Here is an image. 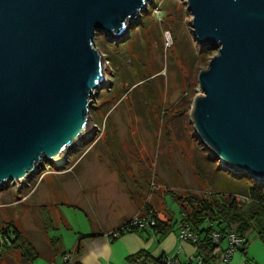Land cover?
<instances>
[{"label": "water", "instance_id": "water-1", "mask_svg": "<svg viewBox=\"0 0 264 264\" xmlns=\"http://www.w3.org/2000/svg\"><path fill=\"white\" fill-rule=\"evenodd\" d=\"M151 1L0 0V186L32 177L43 159L62 166L61 151L80 145L106 80L94 35L118 42ZM186 3L196 42L218 48L198 75L192 124L210 157L262 184L264 0Z\"/></svg>", "mask_w": 264, "mask_h": 264}, {"label": "rangeland", "instance_id": "rangeland-1", "mask_svg": "<svg viewBox=\"0 0 264 264\" xmlns=\"http://www.w3.org/2000/svg\"><path fill=\"white\" fill-rule=\"evenodd\" d=\"M146 7L137 20L129 21L125 37L118 42H108L101 32L94 35L106 80L90 98L91 124L74 140L80 145L61 151L63 158L68 152L62 166L55 167L62 160L49 166L43 159L45 168L39 166L32 177L0 186V237L5 236L6 243L0 246V259L4 264L25 262V256L41 250L39 244L53 251L47 235L58 240L57 249L66 251L69 241L78 237L73 229L80 230L92 219L115 217L107 207L93 205L90 194L84 196V206L78 200L73 203L82 189L81 180L75 178L81 171L86 174L82 187L106 184L134 193L139 190L136 195L148 197L134 217L148 211L146 206L163 215L157 200L165 194L181 199L189 193L209 197L228 193L227 183L238 182L237 177L224 175L227 169L219 160L209 159V149L190 116L194 100L202 95L198 75L218 48L211 47L207 58L198 57L203 48L192 33L186 0H152ZM143 78L146 82L139 83ZM97 156L100 160H93ZM225 179L226 186H220ZM165 197L170 216L179 220L178 203L171 195Z\"/></svg>", "mask_w": 264, "mask_h": 264}, {"label": "crops", "instance_id": "crops-1", "mask_svg": "<svg viewBox=\"0 0 264 264\" xmlns=\"http://www.w3.org/2000/svg\"><path fill=\"white\" fill-rule=\"evenodd\" d=\"M98 157L93 160L99 161ZM84 170L90 171V169ZM102 175L104 176L105 174ZM106 176L110 177V174L106 172ZM75 178L81 180L80 185L82 189L79 191L80 196L73 203H76L78 200L77 203L80 206H84L82 200L90 194V197L93 196L94 198H91L94 202L93 205H99L101 206L100 208L107 207L112 212L111 215L114 214L115 217L110 220L92 219L85 226L81 227L80 230L76 231L73 229L72 232L78 237L72 238L69 241L68 245L70 247L66 251L59 248L54 253L45 244H39L38 248H41V250H38V258L29 264H60L62 260L61 256L64 254L70 257L69 264H133L129 261V257L141 251L149 253L152 261L160 259L162 262L164 257H176L179 261L178 264H197L196 257L199 254L196 252V249L192 244L182 242L178 238L176 224L182 220V216L179 220L172 219L164 201L165 195L157 200L160 201L158 205L163 208L162 212L165 213L159 215L161 212L155 211L156 217L160 221L168 222L170 225L165 233L150 235L147 232L136 230L121 234L115 239H110L107 234L118 228L123 222L137 215L147 204L148 197L136 195L139 190H136L134 193L132 190L128 191V188L122 187L121 190L118 187L106 184L105 186L94 188L82 187L83 178H86V174L83 171L76 174ZM144 193L142 192V195L146 194ZM105 198H107V202L103 201ZM68 224L66 223V225ZM206 225L207 223L203 226L205 227ZM203 235L199 236L203 238ZM47 236V239H50L49 235ZM243 237L247 243L246 246L233 255L229 264H264V243L257 235L256 230L252 228ZM223 246L216 247L214 251L216 261L214 264H219V256ZM55 247L57 248V246ZM2 260L0 259V264H4ZM20 264L27 263L20 262ZM148 264H153V262H149Z\"/></svg>", "mask_w": 264, "mask_h": 264}, {"label": "trees", "instance_id": "trees-1", "mask_svg": "<svg viewBox=\"0 0 264 264\" xmlns=\"http://www.w3.org/2000/svg\"><path fill=\"white\" fill-rule=\"evenodd\" d=\"M210 51L211 47L203 48L198 57L207 58L210 55ZM145 80L143 78L139 83ZM193 92L194 90H191V94L189 95L190 100L194 96ZM218 168L220 169V166ZM224 172V175L229 174V177L238 178V182L232 181L231 183H227L225 179L221 182L222 184H219L220 186H226V183L230 185L228 193H211L209 197L205 193H202L200 197H195L189 193L183 199L172 194H165V196L171 195L178 203L182 220L187 222L197 235L198 242L190 244L202 257L201 264H214L216 261L214 253L216 247L209 239V232L211 230H217L221 233L234 230L239 236L243 237L254 228L264 243V183H254L250 177L244 174H233L227 170H224ZM195 174L199 175L198 172H195ZM145 208L148 210L150 207L146 206ZM205 223H207V227L203 226ZM169 227L168 222H162L156 217V233L163 234ZM201 234H204L203 238L199 236ZM7 240L9 242L14 241L10 237H7ZM49 243L53 246V252L55 253L57 250L55 246L58 240L50 238ZM246 244L245 242L244 246ZM36 258H38V253L34 252L25 256L24 261L29 264ZM129 261L133 264H148L149 262L162 264L160 259L152 261L149 253L144 251L129 257Z\"/></svg>", "mask_w": 264, "mask_h": 264}, {"label": "built area", "instance_id": "built-area-1", "mask_svg": "<svg viewBox=\"0 0 264 264\" xmlns=\"http://www.w3.org/2000/svg\"><path fill=\"white\" fill-rule=\"evenodd\" d=\"M156 213L148 209L145 213L133 217L123 222L118 228L111 231L108 235L110 239H115L121 234L133 232L136 230L147 232L150 235L156 234ZM176 230L178 232V238L182 242L196 243L198 242L197 235L193 232L190 225L184 220L176 224ZM0 246H4L5 237L1 235ZM209 239L215 247H220L222 244V251L219 256V264H229L235 252L242 249L245 244V238L239 236L234 230H230L226 233H221L217 230H211L209 232ZM60 264H69L70 257L66 254L61 256ZM176 257H164L162 264H178ZM197 264L202 263V257H196ZM57 264V263H51Z\"/></svg>", "mask_w": 264, "mask_h": 264}]
</instances>
